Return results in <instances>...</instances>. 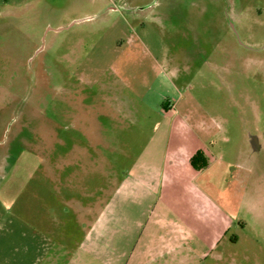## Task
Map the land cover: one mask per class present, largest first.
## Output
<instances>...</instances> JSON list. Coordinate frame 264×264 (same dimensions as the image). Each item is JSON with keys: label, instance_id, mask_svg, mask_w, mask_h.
<instances>
[{"label": "rangeland", "instance_id": "374dc122", "mask_svg": "<svg viewBox=\"0 0 264 264\" xmlns=\"http://www.w3.org/2000/svg\"><path fill=\"white\" fill-rule=\"evenodd\" d=\"M172 105L211 154L205 243L127 188ZM0 264H264V0H0Z\"/></svg>", "mask_w": 264, "mask_h": 264}, {"label": "crops", "instance_id": "0c3cea01", "mask_svg": "<svg viewBox=\"0 0 264 264\" xmlns=\"http://www.w3.org/2000/svg\"><path fill=\"white\" fill-rule=\"evenodd\" d=\"M162 112L165 118L170 120V126L166 132L167 141L160 146L153 147L150 145L143 148L142 154H140L138 158H135L130 165L127 188L130 190L135 187V185H143L148 192L158 195L156 205L160 212V216L155 219L152 225H165L168 223L170 219L169 217L165 218L163 216L164 214L169 215L174 213L180 215L182 218L185 217L186 220L192 221V230L196 232L195 234H197L199 242L205 243V239L208 240V238H212L210 233L211 224L206 221L208 216H201V218L199 216L193 217L190 215V212L195 210L196 206L197 209H200L197 203L198 200L203 201L206 197L198 190L197 184L195 183L198 177L204 172L205 168L201 170L195 169L191 164V158L199 150H202L205 156H210L211 154L206 146L197 140L198 136H196L194 131L184 121L183 117L176 111L175 105L169 106L166 109L162 108ZM96 124H98L97 121ZM174 133L184 139L187 138V143L172 144L171 136ZM78 150L83 153L87 151L85 146L78 148ZM158 152H160L159 158L155 157ZM65 199V203L69 205V209L72 208V210L79 215V220L81 222L83 221L86 224L85 216L90 213L93 215L95 214V227L100 225L99 228H101L102 224L105 223L104 219L106 217L102 206L96 204L95 208L89 207L80 199L70 196H65ZM211 206H214V204ZM204 213L210 214V210ZM173 222H175V220H173ZM169 225H171V223ZM181 240L182 239L179 238H175V240H166L165 245L166 248H168L167 250L171 251L178 247L184 248ZM81 247H83V249L80 250L78 255H74V260L78 263H81L82 258L86 260L88 243L84 242V244H81ZM192 257H194V255H192ZM139 262L142 261H138V263Z\"/></svg>", "mask_w": 264, "mask_h": 264}, {"label": "trees", "instance_id": "16d2710c", "mask_svg": "<svg viewBox=\"0 0 264 264\" xmlns=\"http://www.w3.org/2000/svg\"><path fill=\"white\" fill-rule=\"evenodd\" d=\"M191 164L197 170H201L207 166V159L202 150H199L195 155L192 156Z\"/></svg>", "mask_w": 264, "mask_h": 264}]
</instances>
